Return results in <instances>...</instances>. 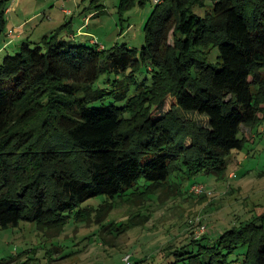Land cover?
Returning <instances> with one entry per match:
<instances>
[{"label":"trees","instance_id":"16d2710c","mask_svg":"<svg viewBox=\"0 0 264 264\" xmlns=\"http://www.w3.org/2000/svg\"><path fill=\"white\" fill-rule=\"evenodd\" d=\"M137 1H120L121 21ZM70 24L24 41L0 63L1 228L23 221L55 237L73 217L105 230L117 198L139 208L181 194L198 174L227 176L230 155L249 139L243 128L264 119V0L156 3L141 49L74 42L61 36ZM5 25L0 1V34ZM215 48L217 64L208 60ZM144 67L150 84L137 79ZM106 74L119 87H95ZM167 99L171 108L154 118ZM69 156L73 163L64 164ZM101 195L98 208L77 209ZM252 211L216 236L166 249L184 264H229L244 246L241 264H264V205ZM150 216L129 220L143 225Z\"/></svg>","mask_w":264,"mask_h":264},{"label":"rangeland","instance_id":"374dc122","mask_svg":"<svg viewBox=\"0 0 264 264\" xmlns=\"http://www.w3.org/2000/svg\"><path fill=\"white\" fill-rule=\"evenodd\" d=\"M30 7L25 16L20 11H18L20 15L14 14L11 22H14L15 27L23 23L24 26L26 18L33 17L35 11L40 9L35 4ZM109 9L115 14L107 16L108 29L112 28L116 19L120 21V14L112 6V1ZM126 15L127 13L124 17ZM150 15L146 17L144 23L140 22L142 20L140 15H134L132 22L135 27L130 32L126 31V39L119 41L117 45L126 43L129 47L141 49L146 39L144 25ZM31 24L27 23L26 27L32 26ZM6 35L7 30L0 35V45L3 48L0 51V63L8 54L7 49L3 47ZM39 35V30L33 32L32 40ZM67 36L69 37V34L65 33L64 37ZM13 46L14 44L11 47ZM113 46L107 44L108 48ZM14 53L15 50L12 54ZM218 57L219 50L211 49L208 60L217 64ZM152 74L144 67L138 73L137 79L146 80L150 84ZM119 84L120 81L116 80L115 74H106L102 75L94 86L113 89ZM134 91L135 87H132L129 93L133 94ZM104 102H115V98L109 97ZM101 103L97 102L98 105ZM170 108L171 101L167 99L166 104L155 111L154 118H159ZM183 113L190 122L207 123L204 115ZM259 126L260 129L264 127V119ZM259 128L254 129V132L256 133ZM243 129L250 138L242 149L234 150L230 155L232 160L226 177L219 179L213 174L202 173L183 181L185 191L190 184L204 183L206 193L199 195L192 193L189 187L188 192L182 191L181 194L170 198L163 196L161 201L154 197V200L139 208H131L122 197L117 198L115 207L106 220L105 230H101L103 227L96 223L79 222L73 217L71 220L69 218L63 232L55 237L45 236L34 223L29 222L22 221L18 227H0V264H23L26 260L24 264H123L122 257L126 252L133 254L136 264H184L183 261L176 262L177 256L170 255L166 246L172 244L173 248H179L190 243L198 219L206 224V233L216 236L232 225L249 219L255 205H264V131L253 137L249 128ZM77 155L80 156L79 151ZM63 162L69 164L73 163V160L69 156L64 158ZM139 188L143 189V182L139 184ZM106 199L103 195L89 199L77 209L98 208ZM134 213H147L151 216L143 225H131L129 219ZM245 249L244 246H240L230 256L229 264H241Z\"/></svg>","mask_w":264,"mask_h":264},{"label":"crops","instance_id":"0c3cea01","mask_svg":"<svg viewBox=\"0 0 264 264\" xmlns=\"http://www.w3.org/2000/svg\"><path fill=\"white\" fill-rule=\"evenodd\" d=\"M3 1L4 15L6 18L5 30H7L6 38H4V49L8 53H13L17 50L24 41L38 42L45 35H50L67 22L71 24L67 27L61 36L64 37L65 33L69 34L68 38L74 42L98 44L105 48L107 44L116 46L119 41L126 39V31H131L135 26L132 22L133 16H141V23L145 22L147 16L153 11L156 3L155 0H138L137 3L127 13L122 21L115 20L112 28L108 29L107 16L115 14L109 9L110 1L112 6L119 13V1L121 0H0ZM139 1H143L141 5ZM162 0L161 2H163ZM9 2V3H8ZM35 4L37 9L33 17L26 18V24L15 27L11 22L14 19V14L20 15V11L24 16ZM20 9V10H19ZM35 22L33 23V21ZM32 23V26L26 27L27 23ZM39 30L40 35L32 40V33ZM2 35V33L0 34ZM7 41V42H6ZM14 44L13 48L11 47ZM0 45V51L2 50ZM248 128V127H247ZM250 129V128H249ZM252 136L256 137L258 133L264 131V127L255 133L251 130ZM264 134V132H263ZM250 138V137H249ZM196 183V182H195ZM191 185V184H190Z\"/></svg>","mask_w":264,"mask_h":264},{"label":"built area","instance_id":"2783aa9c","mask_svg":"<svg viewBox=\"0 0 264 264\" xmlns=\"http://www.w3.org/2000/svg\"><path fill=\"white\" fill-rule=\"evenodd\" d=\"M162 0H155V3H160ZM190 192L195 194H204L207 192L206 185L204 183H193L190 187ZM196 222V221H195ZM194 238H200L207 231V226L200 219L195 223ZM123 264H136L133 258V254L126 252L122 257Z\"/></svg>","mask_w":264,"mask_h":264}]
</instances>
